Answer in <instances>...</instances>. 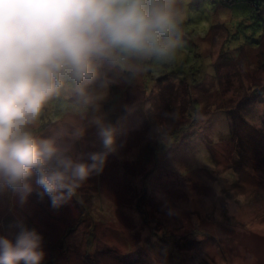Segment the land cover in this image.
<instances>
[{"label": "rangeland", "instance_id": "obj_1", "mask_svg": "<svg viewBox=\"0 0 264 264\" xmlns=\"http://www.w3.org/2000/svg\"><path fill=\"white\" fill-rule=\"evenodd\" d=\"M182 6L171 63L105 70L103 109L123 132L104 172L58 209L0 192V235L37 230L45 264H264V0ZM84 123L60 98L39 131ZM100 149L94 129L75 145Z\"/></svg>", "mask_w": 264, "mask_h": 264}, {"label": "clouds", "instance_id": "obj_2", "mask_svg": "<svg viewBox=\"0 0 264 264\" xmlns=\"http://www.w3.org/2000/svg\"><path fill=\"white\" fill-rule=\"evenodd\" d=\"M184 16L182 0H0V192L22 203L36 192L58 209L103 173L123 132L103 109L117 82L105 70L171 63ZM68 97L85 123L42 134L52 103ZM89 129L101 149L77 152ZM46 255L35 229L0 235V264H45Z\"/></svg>", "mask_w": 264, "mask_h": 264}, {"label": "trees", "instance_id": "obj_3", "mask_svg": "<svg viewBox=\"0 0 264 264\" xmlns=\"http://www.w3.org/2000/svg\"><path fill=\"white\" fill-rule=\"evenodd\" d=\"M183 85L184 84H187V83H182ZM181 84V85H182ZM197 102H199L198 100H196ZM191 102V101H190ZM192 103V102H191ZM123 114V113H122ZM119 117H120V115H118ZM117 115H111V116H109V119H110V121H116V119H117V117H118ZM112 119V120H111ZM114 119V120H113ZM243 120V122L242 123H244V122H246L244 119H242ZM234 133H235V131H234V128L233 127H230V137H229V139H232V138H234ZM237 138L239 139V141H241L242 140V138L240 139V137H238L237 136ZM240 151V150H239Z\"/></svg>", "mask_w": 264, "mask_h": 264}]
</instances>
